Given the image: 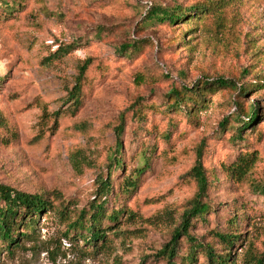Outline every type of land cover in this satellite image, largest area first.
Listing matches in <instances>:
<instances>
[{
	"label": "rangeland",
	"instance_id": "rangeland-1",
	"mask_svg": "<svg viewBox=\"0 0 264 264\" xmlns=\"http://www.w3.org/2000/svg\"><path fill=\"white\" fill-rule=\"evenodd\" d=\"M194 1L19 0L10 12L0 3V183L48 197L58 191L53 203L66 205L72 219L101 197L98 179L106 176L122 122V166L110 171L105 196L107 211L121 210L109 228L101 222L106 244L68 236L65 218L46 210L10 251L0 249V264H164L155 252L196 192L198 149L209 209L190 220L187 233L220 253L224 245L213 231L234 229L232 264H253L250 255L264 242V81L242 97L228 88L205 92L195 122L182 109L164 110L173 88L198 78L264 80V0H220L195 25L144 18L150 4ZM137 40H144L138 49L119 52V44ZM86 58L80 104L71 111L66 92ZM236 99L245 109L257 102L261 112L240 139L219 125L226 117L236 124ZM249 153L246 175L231 174L227 166ZM141 155L146 165L137 173ZM128 176L134 185L123 190ZM190 243L179 234L176 263Z\"/></svg>",
	"mask_w": 264,
	"mask_h": 264
},
{
	"label": "trees",
	"instance_id": "trees-1",
	"mask_svg": "<svg viewBox=\"0 0 264 264\" xmlns=\"http://www.w3.org/2000/svg\"><path fill=\"white\" fill-rule=\"evenodd\" d=\"M19 0H0L2 7L8 12L12 10L13 4L18 3ZM220 0H195L191 4L181 5L173 4L171 6L161 4H150L144 12V18L150 22L156 23H168L172 24L175 21L181 22V24L195 25L198 19L212 11V9H218L221 7ZM178 23V22H177ZM178 27V26H175ZM189 29V28H187ZM144 42L132 41L128 43H121L118 46L119 52L130 53L131 51L138 49ZM67 45L62 48V53L66 52ZM89 63V58H86L77 67L76 74L73 77L69 90L66 92V99L69 105L72 107L71 111L77 109L80 104L81 87L86 81L85 70ZM244 73L245 69L242 70ZM259 81H262L261 84ZM263 79L255 77L253 82L247 81L244 83H236L231 78H224L217 76L212 79H195L190 85H181L178 88L171 90L169 101L165 102V110L170 109L185 111L190 122L196 121V111L198 107H202L205 101V92L212 90V88H228L236 92V97H242L244 93L256 90L258 87L263 86ZM236 105V111L230 116L233 117L235 125L228 123V118H223L219 125L221 128L227 127L234 130L233 137L236 139L243 138L247 130H252L256 119L260 116V107L258 103H249L245 107L242 105L241 100L234 101ZM139 113V111L136 110ZM115 143L112 151L109 153L106 163L107 173L104 178L100 176L98 179V196L101 197L98 200L90 201L86 208H80L77 214L72 219L68 216V208L63 205L60 208L59 204L53 203V201L60 197L58 191H51L53 194L51 197L45 194L25 192L15 189L9 185L0 183V249H6L10 251V245H17L16 238L26 237L29 234V230L34 229V223L37 219V215L41 212L50 210L55 211L59 217H64L67 223L68 231L70 235L76 234L83 242H87V245H95L99 241V245H105V241L101 238L104 237V233L99 232L101 222L105 220V227L109 228L110 223H115L117 212L121 209H112L107 211L106 195L110 190L109 173L115 168H121L122 160L119 150V137L122 131V122L120 121L115 125ZM243 133V134H242ZM200 151H196V163L193 165V174L196 181V192L190 200V206L183 210L180 214V221L178 225L173 229L170 238L155 252L156 257L164 259V264H232L231 253L227 251L234 243L238 234H235V230L213 231L215 236L224 245L222 252L218 253L212 249L210 245L197 242L192 236L187 233V226L190 220L197 217H202L204 213L209 209L208 202L204 201L202 197L205 195V189L207 185L206 177L203 168L199 161ZM252 155L246 154L238 158L234 163L227 166L230 169V173H234L236 177H244L249 170ZM141 166L137 168V173L143 170L145 163V156L141 155ZM77 165V164H76ZM123 190L131 188L134 185V181L128 176L123 179ZM259 191L264 194V182L258 185ZM235 215V214H234ZM230 223L237 221L236 216L230 220ZM22 229V230H20ZM181 234L185 240L191 242L188 251L180 256V260L176 263L174 257H177V245L178 237ZM197 246V247H195ZM196 248V249H195ZM196 250H199L204 255L202 262L196 261ZM253 264H264V242L263 248L259 253L250 255Z\"/></svg>",
	"mask_w": 264,
	"mask_h": 264
}]
</instances>
